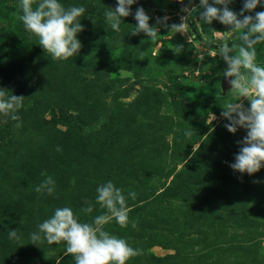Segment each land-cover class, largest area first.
Wrapping results in <instances>:
<instances>
[{
    "label": "rangeland",
    "instance_id": "374dc122",
    "mask_svg": "<svg viewBox=\"0 0 264 264\" xmlns=\"http://www.w3.org/2000/svg\"><path fill=\"white\" fill-rule=\"evenodd\" d=\"M62 3L83 4L87 14L77 35L81 48L65 61L52 60L25 31L17 0H0V89L24 97L21 127L0 115V264H75L63 241L33 242L28 234L62 206L90 222L104 211L95 205V188L108 180L126 198L136 192L127 199L135 228L114 220L104 226L142 250L127 264H264V168L249 176L229 167L246 130L224 126L220 106L236 102L221 87L225 62L199 58L222 38L209 28L228 26L203 25L194 12L191 33L157 25L152 41L132 34L131 15L119 33L104 22L115 0ZM137 7L152 26L163 17L179 23L185 7L200 5L138 0L133 13ZM228 7L239 14L243 0ZM258 11L264 6L245 14ZM261 47L257 60L264 64ZM41 172L56 181L51 196L34 191ZM85 199L94 204L90 214L79 212ZM17 229L21 239L10 240L7 232Z\"/></svg>",
    "mask_w": 264,
    "mask_h": 264
},
{
    "label": "clouds",
    "instance_id": "9594fccd",
    "mask_svg": "<svg viewBox=\"0 0 264 264\" xmlns=\"http://www.w3.org/2000/svg\"><path fill=\"white\" fill-rule=\"evenodd\" d=\"M137 2L115 0L114 10L106 8L103 11L104 22L119 33L123 18L131 15L136 21L132 34L143 33L152 41H156L159 36L157 25L168 29V32L191 33L189 22L194 12L203 25L218 21L228 26L224 32L209 28L213 35L222 38L210 41L215 47L205 46L199 58L219 56L225 62L226 67L221 75L230 85V92L236 102L226 100L220 106L223 109L221 116L229 121L224 126L230 133H235L238 128L246 130V136L240 142L239 151L229 167L242 175L251 176L259 172L264 168V64L257 60V46H262L261 50L264 51V11L255 12L254 15H246L245 12H252L258 5L264 6V0H243L239 14L228 7L232 0H199V10L185 7V15L180 16L179 23L169 25L166 23L168 17H163L152 26L149 24V15L142 7L132 12V5ZM17 8V18L25 31L38 39V45L51 55L52 60L65 61L78 54L81 42L77 35L83 31L81 19L87 16L83 4L65 6L62 0H17ZM88 18L96 22L92 17ZM229 38L234 42L229 43ZM241 98L248 100V107H244ZM23 101L24 97L0 89V115L16 122L17 128L21 127L19 111ZM211 117L215 119L213 113ZM40 175L43 179L35 185L34 191L53 195L56 191L55 179L45 172ZM127 199L135 200L136 192L128 190L126 198L121 187L108 180L95 188V205L104 211L93 216L90 222L82 221L79 213L70 206L57 207L37 225L36 231L28 234L29 239L33 242L44 239L49 244L63 241L65 254H71L75 264H127L130 258L140 255L142 250L134 248L126 239L110 233L104 227L114 220L121 227L135 228V220L129 217L131 209ZM84 204L79 212L92 213L93 202L85 199ZM7 235L10 240L21 239L18 229L9 230Z\"/></svg>",
    "mask_w": 264,
    "mask_h": 264
},
{
    "label": "water",
    "instance_id": "95a60500",
    "mask_svg": "<svg viewBox=\"0 0 264 264\" xmlns=\"http://www.w3.org/2000/svg\"><path fill=\"white\" fill-rule=\"evenodd\" d=\"M221 87H222L223 92H225L226 89L230 88V85H228V84L225 82V78H223L222 81H221Z\"/></svg>",
    "mask_w": 264,
    "mask_h": 264
}]
</instances>
